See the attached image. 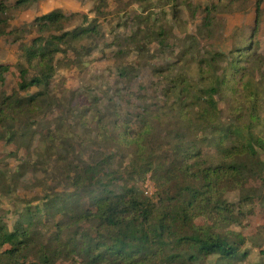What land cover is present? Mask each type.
<instances>
[{"label":"rangeland","instance_id":"rangeland-1","mask_svg":"<svg viewBox=\"0 0 264 264\" xmlns=\"http://www.w3.org/2000/svg\"><path fill=\"white\" fill-rule=\"evenodd\" d=\"M16 1L0 0V105L13 94L22 101L40 91L19 89L20 70L28 68L21 48L38 36L37 17L55 10L65 17L77 14L63 27L95 21L97 33L77 44V52L57 56L48 97L55 105L23 111L17 121L0 124V221L9 229L19 216L39 217L41 223L31 229L52 241L56 223H69L71 209L91 208L102 182L115 193L132 188L156 200V180L150 172L140 175L134 148L117 135L127 126L138 132L145 111L158 112L153 138L162 144L156 145L158 160L167 165L172 142L165 134L173 124L171 111L164 116L158 106L174 101L167 94L169 79L183 73L196 82L199 61L210 52L226 57L218 73L229 79L216 97L222 120L230 123L238 106L244 122L251 110L264 118V0H37L15 7ZM50 34L57 33L43 36ZM237 49L242 56L235 66L250 73V88L258 94L253 109L239 75L228 67ZM33 75L29 68L26 79ZM258 152L262 161L264 154ZM88 166L93 176L75 190V180ZM244 187L254 189V195L242 210L241 225L230 230L244 237L240 249L248 257L236 264H264V167ZM228 199L235 202L239 195ZM69 226L61 240L89 229L87 223ZM216 263L208 259L205 264Z\"/></svg>","mask_w":264,"mask_h":264},{"label":"trees","instance_id":"trees-1","mask_svg":"<svg viewBox=\"0 0 264 264\" xmlns=\"http://www.w3.org/2000/svg\"><path fill=\"white\" fill-rule=\"evenodd\" d=\"M32 1L37 0H18L15 7ZM76 15L65 17L55 10L35 19L38 36L21 48L28 68L20 70L19 89L40 91L22 101L14 100L16 94L8 96L0 105V124L8 119L17 121L23 111H41L55 105L48 97L58 68L57 56L77 52V44L97 33L95 21L84 27L64 28ZM49 31L57 34L43 36ZM241 53L240 49L232 52L228 67L239 75L247 104L253 109L258 94L250 88V73H241L235 66ZM224 61L223 54L210 52L199 61L196 82L183 73L169 79L167 94L174 101L157 109L164 116L167 110L171 111L173 125L165 137L172 142V157L167 165L158 160L156 145L162 144H155L153 138L159 124L158 112L146 110L147 123L144 120L138 132H129L127 126L117 135H123L124 141L134 148L140 175L150 172L156 180L159 190L156 200L144 198L132 188L115 193L102 182L98 195L91 199V208L71 209L69 223H56L57 233L52 241L44 240L31 229L41 223L39 217L19 216L12 229L0 221V264H57L60 260H68L69 264L244 261L248 257V252L240 249L244 237L230 228L241 225L245 218L242 210L254 195V189L244 187L245 182L264 167V158L261 161L258 152L264 154V118L251 110L244 122L246 115L242 114L243 109L238 111V106L232 110L230 123L222 120L216 97L229 79L218 73ZM29 68L35 75L28 80ZM159 130L164 134V128ZM49 140L54 142L51 136ZM206 149L213 152L206 153ZM92 170L88 166L82 171L75 180V190L81 189L80 184L84 187V181L93 176ZM231 193H238L239 199L231 202L228 199ZM70 222L87 223L89 229L61 240L70 229Z\"/></svg>","mask_w":264,"mask_h":264}]
</instances>
